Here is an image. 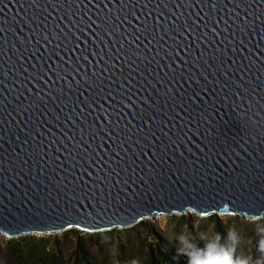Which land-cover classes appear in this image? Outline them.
<instances>
[{"label":"water","instance_id":"obj_1","mask_svg":"<svg viewBox=\"0 0 264 264\" xmlns=\"http://www.w3.org/2000/svg\"><path fill=\"white\" fill-rule=\"evenodd\" d=\"M264 216V0H0V234Z\"/></svg>","mask_w":264,"mask_h":264},{"label":"trees","instance_id":"obj_2","mask_svg":"<svg viewBox=\"0 0 264 264\" xmlns=\"http://www.w3.org/2000/svg\"><path fill=\"white\" fill-rule=\"evenodd\" d=\"M187 217L171 215L170 218L185 223ZM203 219L214 223L215 250L210 259L207 247L199 241H191L189 229L180 249L168 235L160 237L156 227L147 220L129 228L101 232H83L75 228L64 230L62 237L71 234L74 239V247L67 258L56 247L55 234L11 237L5 239L1 252L15 264H250L254 256L261 259L259 264H264V216L251 221L231 215L224 228L214 213ZM249 224L252 228L248 229ZM136 226L145 229L153 240L148 241L145 236L131 238L129 233ZM180 233L181 230L175 237L178 238Z\"/></svg>","mask_w":264,"mask_h":264},{"label":"rangeland","instance_id":"obj_3","mask_svg":"<svg viewBox=\"0 0 264 264\" xmlns=\"http://www.w3.org/2000/svg\"><path fill=\"white\" fill-rule=\"evenodd\" d=\"M216 214V213H214ZM171 215H178V216H188V222L182 223L180 220L177 219H171ZM219 218L220 226L225 227L228 223V217L231 216L230 214H216ZM242 216L245 220H252L250 218H247L243 215ZM207 216H198L193 212H186L183 214H170V215H157L150 218H146L143 220L150 221L157 229V233L160 237L164 238L166 235H168V238L172 242V239L176 241V246L182 249V244L185 243L186 235H187V229L192 234V240L199 241L203 244V246L207 247L206 253L208 255V258H212L215 250V236H214V223L213 221L204 220L203 218ZM203 219V220H202ZM135 225V224H134ZM132 227V226H130ZM129 228V227H127ZM247 228H252V225H248ZM118 229V228H115ZM125 229V228H122ZM181 230L180 236L177 238L175 237L176 233ZM254 231V229H252ZM63 232V231H62ZM62 232L57 233H51L57 235V239L55 242V245L57 248L61 249L63 253H65L66 258L72 251L74 247V239L71 234H68L67 237H62ZM84 232V231H83ZM130 237L133 239H136L137 236L140 237H146L148 241H152L153 237L147 233L145 229H143L141 226H136L134 230H132L130 233ZM27 235H34L39 236L35 234H25L20 235L17 237H23ZM49 235V234H44ZM9 237H6L2 234H0V264H15L12 260L4 256L2 254L1 250L4 245L5 239H8ZM53 243V240H51ZM134 244V243H132ZM135 245V244H134ZM253 246V244H251ZM255 258L250 260V264H259L261 263V259L257 256H254ZM71 263V260L70 262Z\"/></svg>","mask_w":264,"mask_h":264},{"label":"bare ground","instance_id":"obj_4","mask_svg":"<svg viewBox=\"0 0 264 264\" xmlns=\"http://www.w3.org/2000/svg\"><path fill=\"white\" fill-rule=\"evenodd\" d=\"M158 214H153L151 217H153V216H157Z\"/></svg>","mask_w":264,"mask_h":264}]
</instances>
